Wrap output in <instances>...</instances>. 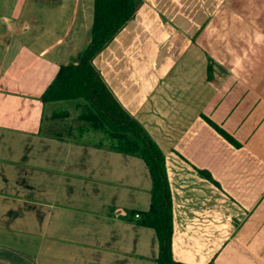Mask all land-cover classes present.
Segmentation results:
<instances>
[{"label":"crops","instance_id":"obj_1","mask_svg":"<svg viewBox=\"0 0 264 264\" xmlns=\"http://www.w3.org/2000/svg\"><path fill=\"white\" fill-rule=\"evenodd\" d=\"M93 16L0 0V264H159L144 160L58 130L81 100L42 101ZM93 63L165 155L172 258L264 264V0H141Z\"/></svg>","mask_w":264,"mask_h":264},{"label":"trees","instance_id":"obj_2","mask_svg":"<svg viewBox=\"0 0 264 264\" xmlns=\"http://www.w3.org/2000/svg\"><path fill=\"white\" fill-rule=\"evenodd\" d=\"M140 3L141 0H94L91 38L87 47L76 63L60 67L42 95V101L81 100L79 119L87 128L100 132L109 141L110 148L144 160L152 178L151 205L139 223L157 233L159 264H186L175 261L171 255L173 212L165 155L117 100L93 63L94 57L134 16ZM206 120L226 140L238 146L223 129Z\"/></svg>","mask_w":264,"mask_h":264},{"label":"rangeland","instance_id":"obj_3","mask_svg":"<svg viewBox=\"0 0 264 264\" xmlns=\"http://www.w3.org/2000/svg\"><path fill=\"white\" fill-rule=\"evenodd\" d=\"M74 102V101H71ZM69 103V111H70V115L68 116V118L66 119V121L59 126L58 130H61L63 134H66V128L67 126H70V130L71 133L73 134V136L76 137H80L82 139H86L88 141H93V142H102L105 145L109 144V141L106 140V138L101 135L99 132V134L97 133L96 136H94L95 133H93L92 131H90L89 129H82L81 126H79L80 121L77 120V115L78 113L81 112L82 107L81 108H77V106H73L74 103ZM78 105L80 104V102H77ZM80 106V105H79Z\"/></svg>","mask_w":264,"mask_h":264},{"label":"built area","instance_id":"obj_4","mask_svg":"<svg viewBox=\"0 0 264 264\" xmlns=\"http://www.w3.org/2000/svg\"><path fill=\"white\" fill-rule=\"evenodd\" d=\"M138 216V214H136V217Z\"/></svg>","mask_w":264,"mask_h":264}]
</instances>
